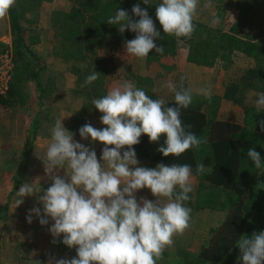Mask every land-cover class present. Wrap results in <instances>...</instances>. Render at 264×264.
<instances>
[{
    "label": "trees",
    "instance_id": "obj_1",
    "mask_svg": "<svg viewBox=\"0 0 264 264\" xmlns=\"http://www.w3.org/2000/svg\"><path fill=\"white\" fill-rule=\"evenodd\" d=\"M45 1L50 0H16L8 14L9 29L5 32H9L12 39L8 43L0 38V53L12 49L16 65L8 93L0 95V105L5 108L28 106L25 86L29 82L35 81L41 92L37 97L39 106L51 90L43 80L45 60L34 49L41 42V31L35 26ZM69 2L68 9H56L51 13L50 52L64 63L63 70L75 75L76 83L71 90L75 98L83 100L81 110L87 114L103 115L92 105V100L108 93L107 78L117 66L115 51L126 49L125 42L136 36L130 29L122 34L118 26L107 23L120 9L138 21L140 18L131 9L139 4L149 12L161 33L162 39L158 38L155 43L163 45V53L158 54L153 49L146 57L149 66L161 63L164 57L176 56L181 48L186 50L187 61L197 65L212 66L222 62L223 67L229 69L235 56L252 59V65L243 74L225 83L222 96L214 94L209 101L193 90L192 104L181 109L183 124L191 125L186 130L207 140L199 149H189L179 157H164L157 151L164 137L159 143H152L146 134L133 146L137 158L147 161L151 168L159 163L191 166L197 180L196 191L189 193L190 199L185 202L191 214L204 209L226 214L218 225L210 228L208 238L198 249L178 247L173 253L165 249L157 264H242L236 242L242 235L250 237L254 232L264 231V168H255L247 157L248 150L254 147L264 160V131L258 123L264 120V111L258 113L256 103L248 102L250 91L264 93V0H220L216 3L218 23H212L214 17L210 22L195 17L193 34L180 38L165 34L156 18V7L162 0H148L147 5L143 0ZM102 48H109V51L103 54ZM169 68L176 70L175 65ZM95 71L100 73L99 78L85 84L86 77ZM162 75V72L148 75L133 72L132 82L152 99H157L160 97L154 93L155 84ZM181 77L184 87H190L187 77L177 71V90ZM222 99L243 107V122L219 118ZM165 101L168 107L176 106L174 95ZM37 134L38 129H35L34 135ZM198 163L205 165L203 174L196 173Z\"/></svg>",
    "mask_w": 264,
    "mask_h": 264
},
{
    "label": "clouds",
    "instance_id": "obj_2",
    "mask_svg": "<svg viewBox=\"0 0 264 264\" xmlns=\"http://www.w3.org/2000/svg\"><path fill=\"white\" fill-rule=\"evenodd\" d=\"M143 2L148 4V0ZM15 4L16 0H0V20L7 17ZM198 7L199 0H162L156 7V18L165 34L190 37L195 31L193 21ZM131 11L140 18L138 21L122 9L107 20L109 25L118 26L122 34L128 29L136 33L134 39L125 42L127 54L140 59L153 49L162 54L163 45L155 43L162 39L161 33L149 12L139 4ZM212 23H218V18L214 17ZM99 75L96 71L88 75L85 84L93 83ZM167 88L174 92V107L166 106L162 98L152 99L128 81L92 100L107 127L97 129L87 123L79 133L85 140L91 137L93 142L105 145L99 160L93 148L74 140V133L63 124L64 119H56L50 145L43 154L36 152L52 181L38 197L43 215L35 207L27 216L32 223L31 213H35L41 225H47L50 217L54 221L50 228L53 237L63 235V244L76 249V257L60 258L54 264H157L164 250L173 246L174 237L190 228L191 208L185 202L193 191L191 166L159 163L156 168L141 167L133 148L145 134L152 143H159L164 137L163 145L157 149L164 157H179L207 143L187 131L191 125L186 126L181 120V109H187L193 102V89L184 87L183 77L179 90L171 81ZM195 94L210 101L211 86L196 89ZM255 103L258 113L264 111V93ZM258 123L264 131V120ZM247 157L255 168H264V160L254 147L248 150ZM60 169L66 170L64 177L59 174ZM205 171V165L198 163L196 173ZM145 188L151 190L154 201L137 199L136 194ZM39 190L34 183L22 184L16 192L21 198L16 200L17 207L24 203V197ZM236 246L242 264H264V231L254 232L250 237L242 235Z\"/></svg>",
    "mask_w": 264,
    "mask_h": 264
},
{
    "label": "rangeland",
    "instance_id": "obj_3",
    "mask_svg": "<svg viewBox=\"0 0 264 264\" xmlns=\"http://www.w3.org/2000/svg\"><path fill=\"white\" fill-rule=\"evenodd\" d=\"M217 2H220V0H199V7L197 9L196 18L201 19L205 22H210L213 17L217 16ZM205 5L209 6L205 7ZM69 7V0L45 1L40 10L39 22L35 26L39 31H41L42 42L40 43H42V45H40L36 50L45 60L46 70L44 71L43 80L48 82L49 88L51 89L47 93V95H45L43 99V105L39 106L38 104L37 97L41 92L36 87L35 81H32L31 83L29 82L25 86V93H27V101L29 104L28 107L21 106L20 108H18L20 110L17 109L15 112H9L5 107L0 105V130H2L3 137L6 135V133H8L9 138V140H5L7 142H4V144L2 140H0L1 221H3V213L5 214V211H7L4 209V203L6 202L9 205V199L11 198L12 194L15 193L14 187L17 184H24L25 182H29L34 183L37 186V183L39 181H44L46 178H48V175L45 172L44 163L37 157L36 152L33 153V155L30 154V152L28 153V151H31L33 149L34 141H30V145L29 142H26L27 138L31 136V132H29V129L27 131V127L29 125H27L26 123L28 121L26 119L24 120L23 117H20V113H24V115H27L28 113L30 115H34L38 113V117H42L44 113L46 114V116L48 115L47 121H49V124L47 125V127H45L47 129H44L42 124L39 123V121L35 120V127L38 129L39 126L38 132L40 133L41 137L50 136L48 129L51 132V129L54 127V115H60L57 118H60L62 120L64 119V125L70 123L72 129H76L75 132L73 131L74 140L84 144L86 147L93 148L97 153L98 160L101 158L102 149L105 147L101 146L98 141L93 142L91 140V137L85 140L80 136L79 129L87 123H90L97 129H103L107 126L102 124L100 117H98L97 115L87 114L81 110L83 107V100L81 98H75L76 95L71 90L76 83L75 75L69 71L63 70L65 68L64 63L50 52L53 32L50 23L51 13L56 9H68ZM6 18L0 20V38L1 40L10 43L12 39L11 35L9 32H5L6 29H9L8 15ZM108 51L109 48L101 49V53L103 54L107 53ZM186 56V50L181 48L176 56L164 57L161 63H155L154 65L149 66L147 64L146 58L140 59L127 54L126 49H119L118 51H115L114 54V59L117 66L111 71L107 78L108 92L115 87L121 86L125 81L133 83V72L139 73L141 75L162 72L163 75L158 78V81L155 84L154 93L164 100L170 99L174 95V92L170 91L167 88V84L169 81L175 84L177 67L176 70L169 67L172 65L176 66L175 60L181 58L185 59L187 58ZM42 64L43 61L39 62L38 66ZM251 65L252 59L245 56H235V62L229 69H225L222 65V62H216L214 64V68L216 67L217 69H219L216 71L222 72L221 74L223 77L222 83L221 81L218 83V85H220V88H224L227 81L237 78L238 76L243 74V72ZM204 74L206 75L207 73ZM215 76L219 78L218 75ZM194 80H196L195 76ZM69 83H72L73 85L71 86V88L69 87ZM260 94L261 93L257 91H250L248 93V102L251 104H255ZM222 102L223 101H221L219 108L220 117H240L241 122H243V107L235 105L233 102H231L229 106H225V103L227 102H224L225 105H223ZM54 107H56V109H59L60 112L54 111ZM235 113L236 116H233V114ZM6 120L8 121V125H6ZM12 135H20V139L22 138L24 140L25 147L21 148L24 149V152H22L21 155L19 153H21V151L23 150H21L19 147L17 148L13 146V144L11 143L12 140H10V138ZM40 141H42L41 147H43L44 145H46L43 142L51 141V137H46V139L42 138ZM15 153H18L19 157L15 156ZM139 162V166L151 168L150 164L147 161L139 160ZM59 174L61 176L66 175V170L60 169ZM18 175H21L22 178L26 177V180H24V182L22 180H19V182H17V180H15L14 178H7ZM34 176L37 177L34 178ZM192 185L193 191H196L197 180L193 175ZM139 192H142L146 195L152 194L151 190L147 188L142 189ZM14 203L16 202L14 201ZM14 203L13 201L11 202V205L15 207L13 216H9V220L12 222L10 224V228L6 227L8 222L5 224L4 228L0 226V245L3 246L5 237L4 235H7L6 232H8L9 236L12 238V241L7 243L9 245L7 252H5L6 246L4 245L2 247V250L0 252V264H40V262L49 264L50 261H53L54 264V261L60 258L71 259L73 257H76V249L69 248L68 246L63 244V235H61L59 238H55L51 234L49 227H51L54 223H52V219L50 217H48L49 223L51 224L48 227L49 229L41 224L36 225V227L32 229L26 228L24 226V219H27V216L29 214H26L24 212L25 210L23 209V204L17 207V205H15ZM197 213L199 212L197 211ZM197 213L195 212L194 214H191L190 228L183 235H177L174 237L173 246L166 248L168 251L173 253L178 247H186L193 250L198 249L204 239L206 240L208 238L210 228L212 226L218 225L226 215L223 211H215L210 209H204V211L196 216ZM31 215L33 218L34 216H36L35 213H31ZM15 223L21 224L18 225L19 227L12 228L11 226ZM30 230L32 235H38V237H35L34 241L38 240L40 243L36 242L34 245H30L28 243V237L30 236L28 234V231ZM54 240H56L55 243H53ZM31 251L34 252L30 253Z\"/></svg>",
    "mask_w": 264,
    "mask_h": 264
},
{
    "label": "crops",
    "instance_id": "obj_4",
    "mask_svg": "<svg viewBox=\"0 0 264 264\" xmlns=\"http://www.w3.org/2000/svg\"><path fill=\"white\" fill-rule=\"evenodd\" d=\"M42 42V41H41ZM40 45H42V43H39V44H37V45H35L34 47V49H35V51L36 52H38L36 49L37 48H39V46ZM40 50V49H39ZM39 53V52H38ZM179 53V52H178ZM175 63H176V67H177V71H180V72H183V74L187 77V79H188V84H189V86L195 91L196 89H199V88H202V87H207V86H211V90H212V95H214V94H218V95H223L224 94V91H225V87L224 88H220V85H218V83L221 81V83H222V81H223V77H222V72H219V71H216V70H219V69H217L216 67L214 68V65H212V66H204V65H197V64H195V63H192V62H189V61H187V58H181V59H176L175 60ZM204 73H207L206 75L204 74ZM213 74H215V75H218L219 76V78L218 77H216L215 75H213ZM205 75V76H204ZM194 76H195V78H196V80H194ZM71 86H73L72 85V83H69V87L71 88ZM44 99V98H43ZM223 102V105H225V106H229V104L232 102V101H229V100H226V99H223L222 100ZM224 102H227V103H225L224 104ZM29 105V104H28ZM21 106H19V107H16V108H14V109H11V108H6V110L7 111H9V112H15L18 108H20ZM28 107V106H27ZM26 107V108H27ZM29 109V108H28ZM234 109V108H233ZM18 110H20V109H18ZM38 111V110H37ZM54 111H57V112H60V110L59 109H56V107H54ZM222 112V111H221ZM26 114V113H25ZM55 114H56V112H55ZM236 116V113L235 114H233V116ZM19 116L20 117H23L24 118V120L26 119L28 122L26 123L27 125H29L28 127H27V131H28V129L30 130L29 132H31V136L30 137H28L27 138V141L26 142H29V145H30V141H34V143H33V149L31 150V151H28V153L30 152V154H32L33 155V153H35V152H38V153H41V154H43L45 151H46V149H47V147L50 145V143H51V141H45V142H43L44 144H46V145H44L43 147H41L42 146V141H40L42 138H44V139H46V137H51V132H50V130L48 129V131H49V133H50V136H44V137H41V135H40V133L38 132V134L37 135H34V132H35V129H37L36 127H35V120H37V121H39V123H41L42 124V126H43V128L44 129H47V128H45V127H47V125L49 124V121H47L48 120V115L46 116V114L44 113L43 114V116L42 117H38V113H36V114H27V115H24V113H20L19 114ZM60 115H54V117H55V119L53 118V122H55L56 121V119H57V117H59ZM36 117V118H35ZM219 118H221V119H224V120H229V121H233V122H241V118L240 117H232V118H229V117H226V118H222V117H220V113H219ZM240 118V119H239ZM1 119V118H0ZM6 125H8V121L6 120ZM65 127H66V129L67 130H69V131H71V132H75V130L76 129H72V127H71V124L70 123H68V124H65L64 125ZM2 129H3V127H2ZM38 130H39V126H38ZM0 140H2V142H3V144H4V142H7V141H5V140H9V138H8V133H6V135L3 137L2 136V130H0ZM10 140H12L11 141V143L13 144V146H15V147H19L20 149L22 148V147H25V144H24V140L21 138L20 139V135H12L11 136V138H10ZM49 140V139H48ZM98 143H100V145L101 146H105L104 144H102L101 142H99L98 141ZM111 147H114V146H111ZM21 150H23V151H21V153H19L20 155L22 154V152H24V149H21ZM121 152H123L122 150H121ZM19 154L18 153H15V156H17V157H19ZM24 154H26V153H24ZM27 156V155H26ZM26 159V158H25ZM62 176H65V175H62ZM7 177V176H6ZM35 177H37V176H34V178ZM2 178H4V177H2ZM7 178H14L15 180H17V182H19V180H22L23 182H24V180H26L25 178L26 177H24V178H22V176L21 175H18V176H11V177H7ZM43 180H41V181H39L38 183H37V188H39L40 190L38 191V192H36V193H34V195H32V196H26V197H24L23 199H24V203H23V205H24V212L26 213V214H30V209H33V208H35V207H39L40 209H41V215H43V204L42 203H40L39 202V200H38V197L40 196V195H42L43 194V190H47V188L48 187H50L51 186V183H52V181H51V179L48 177V178H46L43 182H42ZM42 182V183H41ZM17 184V183H16ZM22 184L23 183H19V184H17L14 188V192L15 193H13L12 194V196H11V198L9 199V205H8V203H4V209L5 210H7V211H5L6 213L4 214L3 213V216H2V219H3V221H1L0 220V226L1 227H3L4 228V226H5V224L7 223V228H10V224L12 223L10 220H9V216H13V211H14V207L15 206H12L11 205V202L13 201V203H14V201L16 202V200L17 199H21L20 197H17L16 196V192L17 191H19V188L22 186ZM12 190H13V187H12ZM192 192H195V191H192ZM137 195V199L139 200L141 197H143V198H146V199H149V200H155L156 198L152 195V194H148V195H146V194H144V193H142V192H139L138 194H136ZM15 205H16V203H14ZM25 205H26V207H25ZM20 206V205H19ZM207 210V209H206ZM0 211H1V209H0ZM202 211H204V210H201V211H198L199 213H197L196 214V216L198 215V214H200ZM2 215V214H1ZM0 215V216H1ZM35 218V219H34ZM34 218L32 217V223H29L28 222V220L27 219H24L25 221H24V226L26 227V228H35L36 227V225H38V224H40V222H39V220H40V217H37V216H34ZM52 223H54V221L52 220ZM21 223H15L14 225H12L11 227L13 228V227H19L18 225H20ZM49 225H51L50 223H48L47 225H44V226H46V228H48L49 227ZM49 228H51V227H49ZM48 228V229H49ZM34 230V229H33ZM5 234V233H4ZM6 234L7 235H4L5 237H4V241H3V246L5 245L6 246V250H5V252H7L8 251V248H9V245L7 244V243H9L10 241H12V238L9 236V234H8V232H6ZM28 234L30 235L29 237H28V243L31 245V244H35L36 242H39L38 240L37 241H34V239H35V237H38V235H35V234H31V230L30 231H28ZM3 240V239H2ZM44 240V239H43ZM204 241H205V239H204ZM203 241V242H204ZM1 242V241H0ZM202 242V243H203ZM40 243V242H39ZM1 244V243H0ZM2 245H0V252H1V250H2V247H3ZM32 252H34V251H31L30 253H32Z\"/></svg>",
    "mask_w": 264,
    "mask_h": 264
},
{
    "label": "built area",
    "instance_id": "obj_5",
    "mask_svg": "<svg viewBox=\"0 0 264 264\" xmlns=\"http://www.w3.org/2000/svg\"><path fill=\"white\" fill-rule=\"evenodd\" d=\"M15 60L12 49L0 53V95H6L10 89Z\"/></svg>",
    "mask_w": 264,
    "mask_h": 264
}]
</instances>
